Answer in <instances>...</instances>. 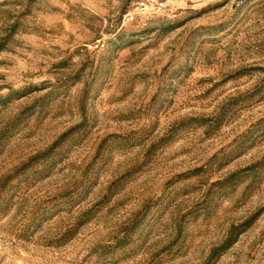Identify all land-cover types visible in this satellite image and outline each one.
Wrapping results in <instances>:
<instances>
[{"label":"rangeland","instance_id":"rangeland-1","mask_svg":"<svg viewBox=\"0 0 264 264\" xmlns=\"http://www.w3.org/2000/svg\"><path fill=\"white\" fill-rule=\"evenodd\" d=\"M138 1L0 0V264H264V0Z\"/></svg>","mask_w":264,"mask_h":264},{"label":"built area","instance_id":"built-area-1","mask_svg":"<svg viewBox=\"0 0 264 264\" xmlns=\"http://www.w3.org/2000/svg\"><path fill=\"white\" fill-rule=\"evenodd\" d=\"M166 6L164 0H139L136 9L138 13H148L151 11L163 10Z\"/></svg>","mask_w":264,"mask_h":264},{"label":"trees","instance_id":"trees-1","mask_svg":"<svg viewBox=\"0 0 264 264\" xmlns=\"http://www.w3.org/2000/svg\"><path fill=\"white\" fill-rule=\"evenodd\" d=\"M231 242H232V240L230 238L226 239V245H225V247L228 246Z\"/></svg>","mask_w":264,"mask_h":264}]
</instances>
